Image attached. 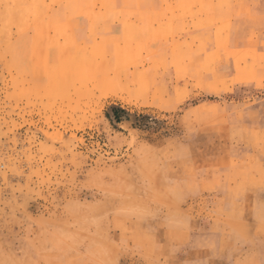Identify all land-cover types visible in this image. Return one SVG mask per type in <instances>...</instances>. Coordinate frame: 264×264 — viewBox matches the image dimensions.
Segmentation results:
<instances>
[{
  "label": "rangeland",
  "instance_id": "1",
  "mask_svg": "<svg viewBox=\"0 0 264 264\" xmlns=\"http://www.w3.org/2000/svg\"><path fill=\"white\" fill-rule=\"evenodd\" d=\"M0 264H264V0H0Z\"/></svg>",
  "mask_w": 264,
  "mask_h": 264
},
{
  "label": "crops",
  "instance_id": "2",
  "mask_svg": "<svg viewBox=\"0 0 264 264\" xmlns=\"http://www.w3.org/2000/svg\"><path fill=\"white\" fill-rule=\"evenodd\" d=\"M97 1L103 6H112V7H128V8H140V7H153L158 5H173L182 4L184 0H86L81 6H92ZM174 2V3H173ZM74 3L77 4V1L74 0ZM146 4V5H145ZM79 5V4H77ZM130 6V7H129Z\"/></svg>",
  "mask_w": 264,
  "mask_h": 264
},
{
  "label": "bare ground",
  "instance_id": "3",
  "mask_svg": "<svg viewBox=\"0 0 264 264\" xmlns=\"http://www.w3.org/2000/svg\"><path fill=\"white\" fill-rule=\"evenodd\" d=\"M77 1V4H79V5H81V4H83L86 0H76ZM174 2H176L175 0H173ZM173 2V3H174ZM170 3H168V5H169ZM175 4V3H174ZM146 5V4H145ZM130 7V6H129ZM150 7V6H149ZM248 70V69H247ZM251 70V69H250ZM249 70V71H250ZM252 72H254V71H252Z\"/></svg>",
  "mask_w": 264,
  "mask_h": 264
}]
</instances>
